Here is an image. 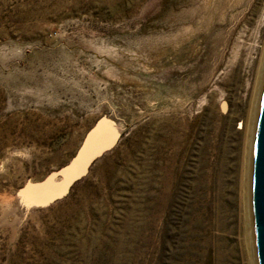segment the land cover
I'll list each match as a JSON object with an SVG mask.
<instances>
[{
  "label": "rangeland",
  "instance_id": "374dc122",
  "mask_svg": "<svg viewBox=\"0 0 264 264\" xmlns=\"http://www.w3.org/2000/svg\"><path fill=\"white\" fill-rule=\"evenodd\" d=\"M263 56L264 0H0V264H256Z\"/></svg>",
  "mask_w": 264,
  "mask_h": 264
},
{
  "label": "water",
  "instance_id": "95a60500",
  "mask_svg": "<svg viewBox=\"0 0 264 264\" xmlns=\"http://www.w3.org/2000/svg\"><path fill=\"white\" fill-rule=\"evenodd\" d=\"M253 135L250 211L256 264H264V79Z\"/></svg>",
  "mask_w": 264,
  "mask_h": 264
},
{
  "label": "bare ground",
  "instance_id": "6f19581e",
  "mask_svg": "<svg viewBox=\"0 0 264 264\" xmlns=\"http://www.w3.org/2000/svg\"><path fill=\"white\" fill-rule=\"evenodd\" d=\"M262 58H263V60H262L263 63L262 64H263V68H264V56ZM262 70H263L262 74H260V77H261L262 80H259V84H257L258 85L257 86L258 87V91H259V95H257V96H259L258 101H257L258 103H259V100H260V93H261L263 79H264V69H262ZM253 116H254L255 121L254 120L248 121L247 122V126H246V130H245L247 133H246V138L244 139L245 140V148H244V159H245V162L244 163H246V161H247V164H248V166L245 164L247 166V171L246 172H248V169L251 170L250 168L252 166L251 165V156H252L253 135H254V129H255L254 125L256 123V113ZM246 178H247V187H246L247 189L245 188L246 191L244 192V195L242 194L241 199H242L243 207L245 206V208H246L245 210H247L246 214H248V211H249L248 209L250 208V193H251V192H249L250 187H249V190H248V178H249V181H250V176L248 177V173H247V177ZM248 198H249V201H248ZM246 221H249V220L246 219Z\"/></svg>",
  "mask_w": 264,
  "mask_h": 264
}]
</instances>
